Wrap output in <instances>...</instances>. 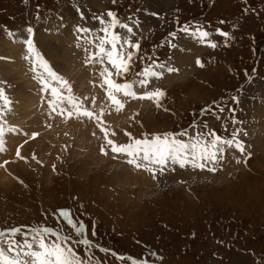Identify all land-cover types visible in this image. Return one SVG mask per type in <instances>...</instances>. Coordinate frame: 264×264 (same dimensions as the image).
Masks as SVG:
<instances>
[{"label":"rangeland","instance_id":"1","mask_svg":"<svg viewBox=\"0 0 264 264\" xmlns=\"http://www.w3.org/2000/svg\"><path fill=\"white\" fill-rule=\"evenodd\" d=\"M109 12L133 28L131 39L140 44L126 77H116L105 64L113 80L138 79L133 73L153 61L176 69L135 89L139 96L159 88L161 106L117 94L123 103L117 109L107 84L81 79L72 84L71 95L92 118L69 116L74 110L66 99L60 105L65 111L57 115L50 107L51 88L67 97V86L48 78L36 54L62 80L68 81L73 63L80 76L88 68L82 57L98 53L97 38L112 20ZM185 25L210 36L193 38L181 31ZM70 26L82 33L63 30ZM62 30V39L69 36L72 43L52 49L49 36ZM112 31L129 35L119 25ZM93 70L99 72L100 65ZM41 75L49 88L37 89L31 80ZM0 93V127L11 137L9 145L0 144V232L49 227L71 236L76 253L94 264H264V0H0ZM185 130L224 139L238 132L245 153L226 147L215 171L176 165L154 178L119 154L101 152L105 133L127 143ZM16 147L20 156L10 165L3 159ZM73 224L83 225L95 247L75 243L81 237ZM10 240L23 243L24 236H5L0 244L6 248Z\"/></svg>","mask_w":264,"mask_h":264},{"label":"snow or ice","instance_id":"2","mask_svg":"<svg viewBox=\"0 0 264 264\" xmlns=\"http://www.w3.org/2000/svg\"><path fill=\"white\" fill-rule=\"evenodd\" d=\"M109 17H112L111 23L107 27L103 28L105 36L97 38L96 47L98 49V56H93L92 59L96 64L100 65L99 76L104 79V83L108 85V99L114 104L117 109L123 107L121 99L117 98V94H122L123 97L133 99H148L155 102L157 107H160L159 98L164 96V93L155 88L151 91H145L142 95L138 96L136 88H147L149 84V78L162 76L165 72H175L176 69L171 66H167L163 63L156 64L155 61L148 67H145L143 71L134 72V76L138 79L117 83L112 79L113 73L105 67V64L110 65L115 70V76L124 78L130 72H133L132 65L135 63L134 57L137 51L140 49L139 43H133L131 36H134L133 28L128 24L120 23L115 18L114 14L109 12ZM101 25L105 24V21H100ZM117 25L120 28L125 29L128 36L122 37L120 34L112 31ZM182 32L188 33L193 38L204 40L210 36V33L202 30L198 27L195 31L189 32V26L185 25L181 28ZM87 32V30H85ZM220 35L229 37L227 32H220ZM172 37L176 36V32L171 33ZM108 45L109 47H105ZM212 48H216L215 43H211ZM176 47L175 44L172 45ZM28 53L33 52V44L30 40L27 44ZM131 49V51H130ZM36 60L41 64L47 73L48 78L56 80L64 86H67L68 96L64 97L60 95V91L57 88H51L53 100L50 102V107L57 115L65 111L60 105L66 99L69 104L72 105L74 111H69L68 115L76 114L80 116L92 118L93 113L88 110L80 111V105L74 101L71 95V87L68 86L67 80H62L54 72L49 70V66L46 62H43L36 54ZM26 60H29V56L26 55ZM151 59V57H149ZM197 64L200 67L204 65L197 60ZM155 69V70H154ZM41 82L45 89L49 88L47 79L41 76ZM2 96V93H0ZM234 100L238 99L233 97ZM220 111H224L220 108ZM99 120V117H96ZM207 128V125H203ZM103 131V129H101ZM37 133H32L35 137ZM115 134H113L114 136ZM238 132H233L230 139H224L214 132H198L195 136H189L188 132L181 131L179 133L166 132L162 134H156L149 136L145 134L140 139H132L127 143H116L114 139H107V133H105V144L101 145V152L105 155L119 154L126 158V162L135 168H143L146 171L152 173L155 178L156 173L159 172L161 176L169 168H174L176 165L179 168L184 169L186 166H190L192 169H205L212 172L215 171L223 160V154L225 148H236L241 153H245L244 144L237 139ZM3 136V128L0 127V137ZM183 137H188L186 141ZM2 144V140H0ZM0 151L3 148L0 147ZM16 156H20V152H16ZM35 159V157H33ZM241 161L236 160L239 164ZM6 163V162H5ZM3 167V165H0ZM64 218H69L68 211H62L60 213ZM68 223L72 224V220L68 219ZM76 228V235L81 239L75 241V243L85 245L89 249L95 247L92 241L84 236L82 231L83 225L73 224ZM21 234L24 236L23 243H17L15 240L7 242L5 248L0 244V264H94L93 258L89 257L87 262L82 259L72 247L73 241L71 236L63 235L62 233L54 232L49 227H28L26 232H22L21 228L13 227L10 232H0V238L9 235ZM49 235L54 236L55 239L49 240ZM29 237L31 238L29 240ZM103 252H107L108 249H100ZM155 255V253H153ZM133 264H147V261L141 260L139 262L133 261Z\"/></svg>","mask_w":264,"mask_h":264},{"label":"bare ground","instance_id":"3","mask_svg":"<svg viewBox=\"0 0 264 264\" xmlns=\"http://www.w3.org/2000/svg\"><path fill=\"white\" fill-rule=\"evenodd\" d=\"M65 26H67L66 24H65ZM64 29H68V30H70V32L69 33H72V34H79V33H82V31L81 30H77V28L76 27H74V26H70V27H68V28H65V27H63V30ZM63 30L61 31V32H59V33H57V31H53L52 33H53V35H50L49 37V41H48V43H49V45L48 46H50L52 49H55V48H57V47H60L62 44H71L72 43V39L68 36L66 39H62V34H63ZM22 39H24V38H22ZM21 39H18L17 41H20ZM17 41H16V43H17ZM71 41V42H70ZM70 42V43H69ZM97 51V50H96ZM13 52V51H12ZM85 53V52H84ZM87 54V53H86ZM98 56L99 55V53H94V52H92L91 53V51H90V54L88 53V55H85L84 57H82V59H81V62H83L84 64H86V66H88V68H85V67H82V69H81V72H80V76H79V74H78V76L76 77L75 76V72H74V70H75V67H76V63H73L72 64V66H71V70H73L72 71V73L71 74H69L68 76H66L67 77V79H68V81H69V83H70V85H71V87H72V91H76V89L75 88H73V85L72 84H76L77 83V86L79 85L78 83H79V81L81 80V79H86V80H88V81H92V80H94L95 82H97L98 80L99 81H101L103 84H104V79L103 78H101V77H99V72L98 71H95V70H93L94 69V67L95 66H97L98 64H96L95 63V61L92 59V57L93 56ZM83 66V65H82ZM68 67V66H67ZM23 71V70H22ZM54 72V71H53ZM70 73V72H69ZM39 75V74H38ZM42 76V75H41ZM75 78V80H73ZM31 80L33 81V82H38V84H36L35 86L37 87V89H41L42 88V85H43V83L41 82V79H40V81H37V78H31ZM31 80L30 79H28V83H27V85H28V87L29 86H31V88H32V83H31ZM35 88V87H34ZM30 89V88H29ZM43 89V88H42ZM29 91V90H28ZM37 91V90H36ZM38 92H39V90H38ZM71 93H74V92H71ZM82 93V92H81ZM33 95V94H32ZM78 95V93L76 94V96ZM26 96H28V95H26ZM52 97V96H51ZM73 97H75V96H73ZM78 98V100L80 101L81 100V98H79L78 96L75 98V99H77ZM23 99V98H22ZM78 103H80V102H78ZM37 105V104H36ZM70 105V104H69ZM83 107V106H82ZM69 109H71V108H69ZM70 111V110H69ZM19 114H20V116L23 118V116L21 115V113H20V111L18 112ZM9 116V115H8ZM21 118V119H22ZM11 119V118H10ZM16 119V118H15ZM89 120V119H88ZM9 121V120H8ZM92 122V121H91ZM19 123V122H18ZM21 123V122H20ZM97 128V127H96ZM27 129H29V128H27ZM33 129V128H32ZM90 129V128H89ZM92 129V128H91ZM19 130V129H18ZM11 132V131H10ZM27 133H28V131H26ZM10 136V133L7 135V134H5L4 132H3V136L2 137H0L1 139H2V142H4V145L3 146H5L6 144H8L9 142H11V140H10V138L11 137H9ZM26 136V135H25ZM6 137V138H5ZM15 137V136H14ZM24 138V137H23ZM26 139V138H25ZM14 140V139H13ZM16 143H18V144H21V142H19V138L18 137H16ZM24 140V139H23ZM22 140V141H23ZM13 142V141H12ZM3 144V143H2ZM23 144V143H22ZM9 145V144H8ZM17 145V144H16ZM11 148V147H10ZM9 149V148H8ZM16 150H17V147L15 148V152H14V154H12V155H10V154H7L6 155V157H4V161H8V162H10V160H12V161H17L15 158H14V156H15V154H16ZM24 156V155H23ZM2 159V158H1ZM11 161V162H12ZM11 162H10V165H11ZM13 163V162H12ZM0 164H1V162H0ZM9 166V165H8ZM11 167V166H10ZM2 175L3 176H5L6 175V173H2ZM9 175V174H8ZM7 175V176H8ZM10 178V177H9Z\"/></svg>","mask_w":264,"mask_h":264}]
</instances>
